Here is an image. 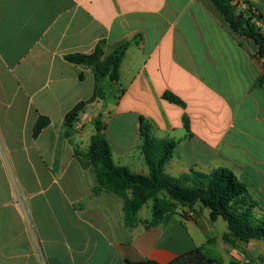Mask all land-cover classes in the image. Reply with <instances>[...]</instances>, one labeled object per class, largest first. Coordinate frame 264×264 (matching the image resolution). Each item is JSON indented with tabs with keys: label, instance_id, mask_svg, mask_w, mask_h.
<instances>
[{
	"label": "crops",
	"instance_id": "obj_1",
	"mask_svg": "<svg viewBox=\"0 0 264 264\" xmlns=\"http://www.w3.org/2000/svg\"><path fill=\"white\" fill-rule=\"evenodd\" d=\"M243 1L264 15V0H238V12ZM102 41L106 55L133 44L118 84L103 83L105 98L81 113L74 145L89 150L100 118L114 162L149 176L144 120L154 139L177 143L166 175L228 169L264 211V59L210 0H0V264H170L195 249L201 264H264L262 241L228 250L227 222H211L200 203H177L151 226L149 199L129 226L131 191L95 194L97 174L75 156L64 121L92 98L96 77L65 56ZM40 116L50 125L35 139ZM220 245L229 259L212 256Z\"/></svg>",
	"mask_w": 264,
	"mask_h": 264
},
{
	"label": "trees",
	"instance_id": "obj_2",
	"mask_svg": "<svg viewBox=\"0 0 264 264\" xmlns=\"http://www.w3.org/2000/svg\"><path fill=\"white\" fill-rule=\"evenodd\" d=\"M234 33L251 39L257 47V54L264 59V32L258 27L257 22L264 23V15L258 13L248 1H243L245 9L238 12L240 2L238 0H210ZM241 17V19H239ZM133 43H137L135 40ZM125 42L109 55L105 53V42H100L90 54H71L65 56V60L77 66L91 68L96 77V87L92 98L79 103L71 110L64 121L66 136L71 139V131L85 109L99 99L106 96L107 86L103 83L118 84L120 67L128 48L133 44ZM82 78V76H80ZM259 84L264 83V77ZM120 88V87H119ZM165 99L176 104L182 102L171 94H166ZM50 125V119L40 116L36 122L33 136L37 139L42 131ZM96 134L92 137L89 150L84 151L74 145V154L82 158L86 167L94 168L99 187L95 194L102 191L124 197L129 191L132 198L125 200L124 212L126 223L133 226L136 216L142 206L153 199L154 218L150 225H160L164 222V207H174L175 203L185 206H194L198 203L210 210L211 222L223 218L228 224V233L224 235V241L235 246L236 243H248L251 240L264 242V222L257 221L253 214L258 205L248 197L246 187L238 180L236 175L228 169H218L210 174H202L196 171L182 175L180 178H172L165 174V166L173 157L177 143L172 140L158 141L152 135L150 124L142 121L140 133L143 141L142 154L150 169L149 176L134 174L128 167L117 165L114 162L112 150L104 137L106 126L100 118L93 123ZM186 129L189 124L185 119ZM165 194L172 203L168 204L160 195ZM200 256L205 257L200 249H195L189 255L180 257L170 264H201ZM211 262V261H210ZM126 264H159L155 261L130 262Z\"/></svg>",
	"mask_w": 264,
	"mask_h": 264
},
{
	"label": "rangeland",
	"instance_id": "obj_3",
	"mask_svg": "<svg viewBox=\"0 0 264 264\" xmlns=\"http://www.w3.org/2000/svg\"><path fill=\"white\" fill-rule=\"evenodd\" d=\"M161 195H164V194H161ZM166 199V195H164V200ZM175 205H178V204H176L175 203ZM164 210H168L169 212H171L172 214H173V212H175V207H169L168 209L166 208V206L164 207ZM189 216V215H188ZM253 216H254V218L257 220V221H259V222H264V211H260L259 209H255V211H254V214H253ZM196 218V217H195ZM242 246H247V244L248 243H242V242H239ZM262 243H264L263 241H262ZM227 244V243H226ZM228 245V244H227ZM230 246L232 247V248H237V246L235 245V246H233V245H229L228 247L229 248H227L228 250L230 249ZM252 248V247H251ZM253 249V248H252ZM212 256L214 257V258H216V259H218V260H220V255H223V257L227 260V257H228V259H229V255L228 256H226L225 255V251H224V249L222 248V246L220 245V246H217L216 247V249L212 252ZM205 259H206V257H204ZM211 262L209 263V264H213V261H212V258H208ZM263 260V259H262ZM206 262H208V261H205V263ZM216 264H228V263H222V262H220L219 261V263L218 262H216Z\"/></svg>",
	"mask_w": 264,
	"mask_h": 264
},
{
	"label": "built area",
	"instance_id": "obj_4",
	"mask_svg": "<svg viewBox=\"0 0 264 264\" xmlns=\"http://www.w3.org/2000/svg\"><path fill=\"white\" fill-rule=\"evenodd\" d=\"M257 25L262 30V32H264V23L263 22H257ZM189 217L193 219L196 217V214L190 213Z\"/></svg>",
	"mask_w": 264,
	"mask_h": 264
},
{
	"label": "water",
	"instance_id": "obj_5",
	"mask_svg": "<svg viewBox=\"0 0 264 264\" xmlns=\"http://www.w3.org/2000/svg\"><path fill=\"white\" fill-rule=\"evenodd\" d=\"M239 19H241V17H239Z\"/></svg>",
	"mask_w": 264,
	"mask_h": 264
}]
</instances>
